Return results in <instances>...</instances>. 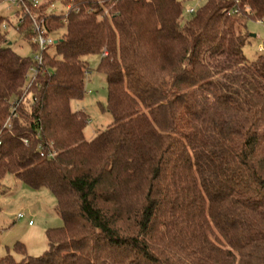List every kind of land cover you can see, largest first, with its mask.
Listing matches in <instances>:
<instances>
[{
    "label": "trees",
    "instance_id": "obj_1",
    "mask_svg": "<svg viewBox=\"0 0 264 264\" xmlns=\"http://www.w3.org/2000/svg\"><path fill=\"white\" fill-rule=\"evenodd\" d=\"M61 1L30 87L0 16V180L47 189L62 221L41 257L0 264H264V53L243 54L264 0H205L184 25L178 0ZM92 55L112 122L87 140L70 103Z\"/></svg>",
    "mask_w": 264,
    "mask_h": 264
},
{
    "label": "rangeland",
    "instance_id": "obj_2",
    "mask_svg": "<svg viewBox=\"0 0 264 264\" xmlns=\"http://www.w3.org/2000/svg\"><path fill=\"white\" fill-rule=\"evenodd\" d=\"M32 1L36 6L26 4L22 17L10 0H2L0 4V16L7 20L2 30L12 49L23 57L36 54L31 45V19L37 17V20H40L48 14L60 15L67 11L61 0ZM178 1L183 9L181 25H184L193 18L205 0ZM41 5H46L47 11L43 10L44 6ZM20 26L25 28L19 32ZM26 31L30 34L28 39L24 35ZM246 33L249 35V41L243 48V54L250 63L258 56V49L264 47V22L248 20ZM59 35L60 31H56L51 36L57 39ZM85 60L89 73L85 78L84 94L81 100L72 101L70 107L72 111H82L86 115L88 121L83 134L85 139L89 140L96 133L105 130L111 124L112 118L105 111L106 84L103 75L97 70L99 56L92 55ZM25 101H30V95H27ZM55 206V199L47 189L32 190L16 180L13 175H5L0 180V259L10 256L18 261L22 256L41 257L47 248L45 230L62 225ZM19 214L22 218L17 220ZM28 222H31V225H28Z\"/></svg>",
    "mask_w": 264,
    "mask_h": 264
},
{
    "label": "built area",
    "instance_id": "obj_3",
    "mask_svg": "<svg viewBox=\"0 0 264 264\" xmlns=\"http://www.w3.org/2000/svg\"><path fill=\"white\" fill-rule=\"evenodd\" d=\"M10 2L14 5L16 12L20 15V17H22V14H24V8H26V4H27L26 0H10ZM30 2L32 3V5L36 6L35 4H33L32 0H30ZM190 13H192V11H190ZM44 22H45L44 18L40 20H37V17L31 19V29L33 32L31 43L35 45L38 50L36 54L32 56L33 66L30 67L28 71V75H27V86L28 87H30V85L34 82L37 72H38V67H40L43 63L41 53L53 47L57 41L50 34L47 33L44 27ZM2 28H4V25L2 26ZM258 52L264 53V47H260L258 49ZM103 55H106V53H103ZM17 105H18V102L16 103L15 106ZM15 106L12 108L13 110L15 109ZM8 121L5 123L6 124L5 126L8 125ZM24 143L26 142L24 141ZM16 218L17 220H20L22 218V215L19 214L17 215ZM28 225H31V222H28Z\"/></svg>",
    "mask_w": 264,
    "mask_h": 264
},
{
    "label": "water",
    "instance_id": "obj_4",
    "mask_svg": "<svg viewBox=\"0 0 264 264\" xmlns=\"http://www.w3.org/2000/svg\"><path fill=\"white\" fill-rule=\"evenodd\" d=\"M252 37H253V35H252ZM56 43H57V41H56Z\"/></svg>",
    "mask_w": 264,
    "mask_h": 264
},
{
    "label": "crops",
    "instance_id": "obj_5",
    "mask_svg": "<svg viewBox=\"0 0 264 264\" xmlns=\"http://www.w3.org/2000/svg\"><path fill=\"white\" fill-rule=\"evenodd\" d=\"M16 16V15H15Z\"/></svg>",
    "mask_w": 264,
    "mask_h": 264
}]
</instances>
